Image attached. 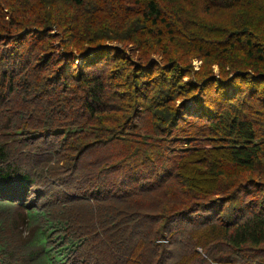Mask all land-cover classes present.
<instances>
[{
  "label": "trees",
  "instance_id": "trees-1",
  "mask_svg": "<svg viewBox=\"0 0 264 264\" xmlns=\"http://www.w3.org/2000/svg\"><path fill=\"white\" fill-rule=\"evenodd\" d=\"M0 264H264V0H0Z\"/></svg>",
  "mask_w": 264,
  "mask_h": 264
},
{
  "label": "rangeland",
  "instance_id": "rangeland-1",
  "mask_svg": "<svg viewBox=\"0 0 264 264\" xmlns=\"http://www.w3.org/2000/svg\"><path fill=\"white\" fill-rule=\"evenodd\" d=\"M209 19H210V21L213 22V23H217V24H221V25H223V21H225L227 18L222 17V16H219V15H212V16L209 17ZM128 51H129V50H128ZM152 57H157V56H156V55H153ZM193 63L195 64V67H196V68H199V66H200V64H201V60L195 57V58L193 59ZM214 69H215V70L218 69L217 64H214ZM34 194H35L34 192L30 193L31 196H33ZM21 229L23 230L24 233L27 232V228H26V226H23Z\"/></svg>",
  "mask_w": 264,
  "mask_h": 264
}]
</instances>
